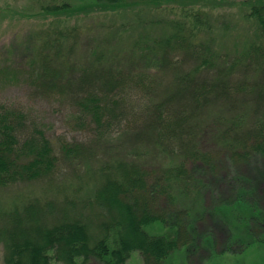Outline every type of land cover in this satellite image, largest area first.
I'll use <instances>...</instances> for the list:
<instances>
[{
	"label": "trees",
	"instance_id": "1",
	"mask_svg": "<svg viewBox=\"0 0 264 264\" xmlns=\"http://www.w3.org/2000/svg\"><path fill=\"white\" fill-rule=\"evenodd\" d=\"M203 1L209 0H93L80 10L123 14L126 21L39 29L29 38L30 56L18 61L13 44L4 45L0 85L25 81L36 96L62 101L75 130L92 136L56 144L23 111L0 109V189L61 185L63 195L47 204L20 196L19 208L3 214L5 264H126L134 252L144 264H167L186 244L181 230H193L203 214L200 173L222 166L206 147L239 161L264 157V0L252 7L256 25L246 32L260 43L244 40L238 25L206 22V12L197 10ZM176 5L182 9L176 18L161 12ZM71 8V2L44 7L53 16ZM220 34L227 40L218 47ZM63 164L88 168L86 186H94L83 189V198L54 182ZM262 180L260 174L250 189L241 186L246 197L237 205L250 239L256 224L241 204L256 209L260 202L251 198ZM228 201L208 209L216 219L227 216L226 226L237 223L230 216L237 206ZM157 224L162 234L150 232Z\"/></svg>",
	"mask_w": 264,
	"mask_h": 264
},
{
	"label": "rangeland",
	"instance_id": "2",
	"mask_svg": "<svg viewBox=\"0 0 264 264\" xmlns=\"http://www.w3.org/2000/svg\"><path fill=\"white\" fill-rule=\"evenodd\" d=\"M86 1L84 5H81L84 2L77 3L73 0H0V52L3 51L4 45L13 44L9 48L14 49L16 53L14 59L18 61L20 58L30 56L32 51L28 48L29 38L39 29L56 28L58 25L61 26V24L71 27H77V25L87 27L93 23H108L111 26L116 23L115 25L118 27L121 25L123 19L126 21L123 14L106 15L105 13H96L94 11L87 13L85 9L80 10L81 6L86 7L91 5L90 1L93 0ZM258 1L209 0L207 2L203 1V4L200 3L197 7L202 9L197 10L206 12V22L228 26V28L238 25V27H242L240 29L243 31L242 35L246 37L244 40L252 38L253 41L260 43L262 39H259L254 31L246 33L247 29L251 27L255 28L256 22L249 19V17L252 7ZM65 2H71L72 7V10L67 15L53 16L44 9L47 4H63ZM166 7L171 8V6ZM149 9L153 10V8ZM181 10L180 6L176 5L175 12H171L167 8L166 11L163 10L161 12L165 15L168 14L172 18H176ZM228 28L224 27L223 29ZM158 30L161 31V29ZM228 31L230 32V30ZM217 32L219 34V30ZM223 36L224 34L218 35V47L220 44L223 46L225 43L223 39L227 40ZM84 55L86 53L82 52L80 57L83 58ZM143 65L150 72L156 71V67L152 63H149V66L144 61ZM32 91L33 88L25 81L14 82L10 85L8 83L0 85V109L7 107L23 111L28 119L37 122L44 133L53 139L56 144L61 141L65 143L74 142V140L82 143L90 142L92 136L89 129L75 130L74 125L70 123V119L68 118L71 111L70 108L66 107L62 101L52 98L43 99L36 96ZM206 149L215 153L214 155L219 158L222 166H218L219 168L216 171L206 170L204 173H200V176H202V188L200 192L203 200L202 208L206 212L203 211L202 216L194 224L195 228L193 230L188 229L186 226L181 230L183 234L182 238L187 240L186 244L176 252L175 256L167 264H264V180L261 181L256 189L258 198H251L250 196L254 202H260L259 205H252L256 209L249 210L246 205L241 204L245 207L248 214L249 219L247 221H253L256 224L251 228V239L244 236L245 231L243 228L245 227L239 224L243 220L239 217L242 209L237 206L238 202H243V199L246 197V193L242 190L241 186H246L248 189V185L251 182L259 180L260 174L264 175V157L254 155L250 160L239 161L241 159L231 157L228 153L219 150L213 145L206 147ZM95 165L92 164L90 167H95ZM200 168L202 166H199L198 170H201ZM60 170L56 173L54 182L67 184L69 192H64V194L68 196L80 195V198H83V189L85 191L86 187L93 188V184L86 186L88 183L86 182L88 181V168L85 166L80 165L72 168L70 165L63 164ZM60 189L61 185L43 188L36 184L30 186L28 184H17L3 187L0 189V225H2L1 218L4 213L14 210L13 208H19L18 198L29 195L28 199L30 198L31 201L38 199L40 203L47 204L56 199L58 201L62 200L63 195H61ZM79 189H81V192H79ZM195 195L196 191L194 190L190 195V199L193 200ZM226 200H229V204L233 205V207L237 206L235 210H232L234 211L233 215H230L237 223L234 222L233 224H229V226H226L227 221L225 220L227 216L225 217L222 212L218 214L217 219L208 212ZM188 201L191 202V200ZM156 205L158 208L163 209L165 202L160 200L157 201ZM254 214L256 215L253 216ZM185 217H182V219ZM184 220V225H186L188 218ZM162 229L163 227L159 224L149 228L152 234H162ZM211 240H213V244L209 246L208 242ZM0 264H5L2 246L0 247ZM51 264L61 263L53 259ZM89 264L100 263L91 261ZM126 264H144V260L139 252H134Z\"/></svg>",
	"mask_w": 264,
	"mask_h": 264
}]
</instances>
